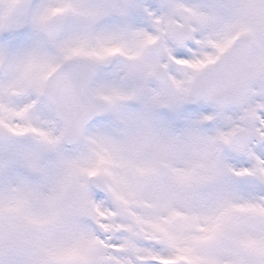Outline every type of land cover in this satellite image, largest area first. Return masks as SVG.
<instances>
[{
  "label": "snow or ice",
  "instance_id": "1",
  "mask_svg": "<svg viewBox=\"0 0 264 264\" xmlns=\"http://www.w3.org/2000/svg\"><path fill=\"white\" fill-rule=\"evenodd\" d=\"M30 23L0 48V264H264V0H45Z\"/></svg>",
  "mask_w": 264,
  "mask_h": 264
},
{
  "label": "rangeland",
  "instance_id": "2",
  "mask_svg": "<svg viewBox=\"0 0 264 264\" xmlns=\"http://www.w3.org/2000/svg\"><path fill=\"white\" fill-rule=\"evenodd\" d=\"M5 2H6V0H0V6H2L3 3H5ZM44 2H45V0H20L22 7L16 9L15 13H14V21H15L16 26L11 28V29L0 31V35L2 37V39L0 41V48L7 49L11 46H14L15 44H19L21 39H19L17 37V33L19 31H21L23 29V27L29 28L30 32H32V30L34 28L30 23V17L32 15V13L35 12V10ZM125 2L139 3V2H141V0H125ZM189 2L193 3V4L209 5L211 3L212 4L213 3H220V2H222V0H189ZM35 32H36V30H35ZM36 34H38V33L36 32ZM38 36H39V34H38ZM39 39H40V37H39ZM29 42L32 44L36 43V41H34V40H33V42H32V40H30ZM21 44H22L21 46H25V47L28 45H31V44H26L25 42H23ZM186 118L187 117H182V119H186ZM20 143L27 145V144H30L31 141L25 140V141H22ZM13 151H14V149H13V146L11 144L0 145V157H2V155L4 153L11 154Z\"/></svg>",
  "mask_w": 264,
  "mask_h": 264
},
{
  "label": "bare ground",
  "instance_id": "3",
  "mask_svg": "<svg viewBox=\"0 0 264 264\" xmlns=\"http://www.w3.org/2000/svg\"><path fill=\"white\" fill-rule=\"evenodd\" d=\"M17 37L21 39L20 41L21 43L25 42L26 44H32L29 42L30 40H32V42L33 40L36 42L39 41V37L36 35V32L34 29L32 30V32H30L28 28L22 29L20 33H17ZM20 42L19 44H15L14 46L7 48V50L12 51V52H18L22 50L25 46H21L22 44Z\"/></svg>",
  "mask_w": 264,
  "mask_h": 264
},
{
  "label": "water",
  "instance_id": "4",
  "mask_svg": "<svg viewBox=\"0 0 264 264\" xmlns=\"http://www.w3.org/2000/svg\"><path fill=\"white\" fill-rule=\"evenodd\" d=\"M0 142H4V141L0 140Z\"/></svg>",
  "mask_w": 264,
  "mask_h": 264
}]
</instances>
